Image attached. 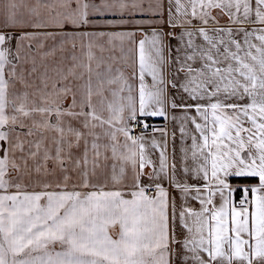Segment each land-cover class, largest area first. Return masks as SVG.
<instances>
[{"label": "snow or ice", "instance_id": "snow-or-ice-1", "mask_svg": "<svg viewBox=\"0 0 264 264\" xmlns=\"http://www.w3.org/2000/svg\"><path fill=\"white\" fill-rule=\"evenodd\" d=\"M0 264H264V0H0Z\"/></svg>", "mask_w": 264, "mask_h": 264}, {"label": "crops", "instance_id": "crops-1", "mask_svg": "<svg viewBox=\"0 0 264 264\" xmlns=\"http://www.w3.org/2000/svg\"><path fill=\"white\" fill-rule=\"evenodd\" d=\"M51 43V42H50ZM153 121H155L157 123V127H162L164 126L165 124L168 123V121L164 120V118H161V117H156V118H152ZM169 128L171 129V125H169ZM159 134H157V137H158ZM177 141H176V147L177 149L179 148L180 146V140H179V133H177ZM172 147H173V144L171 142V140H169V151L171 152L172 150ZM112 161H109V164H111Z\"/></svg>", "mask_w": 264, "mask_h": 264}, {"label": "built area", "instance_id": "built-area-1", "mask_svg": "<svg viewBox=\"0 0 264 264\" xmlns=\"http://www.w3.org/2000/svg\"><path fill=\"white\" fill-rule=\"evenodd\" d=\"M151 123L154 124L155 126L157 125V123H156L155 121H153V120H151ZM150 131H151V130H150ZM136 132H139V129H136ZM136 132H134L133 134L135 135Z\"/></svg>", "mask_w": 264, "mask_h": 264}]
</instances>
